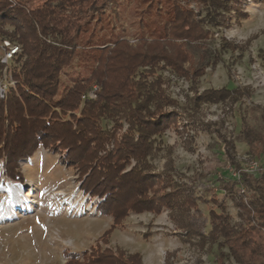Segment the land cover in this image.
<instances>
[{"label": "trees", "instance_id": "1", "mask_svg": "<svg viewBox=\"0 0 264 264\" xmlns=\"http://www.w3.org/2000/svg\"><path fill=\"white\" fill-rule=\"evenodd\" d=\"M149 1L143 11L147 20L141 22L140 38L132 45L116 38L109 24L101 28L106 27L105 32L94 27L103 21L105 5L114 0H46L37 10L17 0H0V44L10 41L21 48L11 62L15 88H9L6 100L0 99V172L24 184L19 165L40 147L64 154L63 162L85 176L83 193L103 199L96 208L113 219L106 235L131 213L160 214L165 207L187 241L195 239L201 248L216 247L221 256H231L239 264H264V170L254 175L242 169L235 140L217 132L229 164L240 173L239 180L223 182L224 199L234 201L238 224L227 213L226 200L199 196L177 180L174 148L169 149L162 173H155L152 163L162 151L160 138L179 116L165 112L177 106L164 88L165 71L192 84L188 102L194 115L204 106L219 104L232 110L252 96L242 87L200 91V78L207 68L216 70L223 53L243 51L236 44L223 41L219 51L206 54L198 65L186 49L205 39L204 22L191 4L200 11L220 12L241 0ZM158 2L165 4L164 11L155 5ZM76 67L89 69L90 74L78 73L62 95V77ZM3 69L0 62V80ZM93 85L99 88L96 100L82 101ZM261 118L264 121V110ZM237 138L247 145L249 159L264 155V137L245 119ZM200 203L209 207L207 215ZM100 247L91 254L68 253L66 264H143L138 254Z\"/></svg>", "mask_w": 264, "mask_h": 264}, {"label": "rangeland", "instance_id": "2", "mask_svg": "<svg viewBox=\"0 0 264 264\" xmlns=\"http://www.w3.org/2000/svg\"><path fill=\"white\" fill-rule=\"evenodd\" d=\"M17 1L33 10L42 8L46 2ZM149 4V0H114L112 5L108 2L101 14L103 21L94 27L105 32L106 27L104 31L101 28L109 24L116 38L135 45L143 30L141 22L145 23L148 16L143 11ZM157 4L165 10V4ZM190 9L201 16L205 30L204 40L186 46L193 63L198 65L206 54L219 51L223 41L233 42L243 50L227 51L215 71L207 68L199 80L200 91L242 87L249 88L252 96L232 110L228 105L219 104L204 106L194 115L188 102V98L193 97L192 84L184 77L165 71L163 75L168 83L164 88L177 102L176 107L165 112L179 116L160 138L162 151L152 161L154 172L164 171L170 148H174L172 159L179 176L177 180L188 184L199 196L226 200L227 213L233 223L238 224V210L234 201L224 199L223 187V182L235 179L234 174L238 172L229 164L224 142L217 132L228 140H235L237 161L245 172L258 175L264 170V155L249 159L247 145L237 138L243 119L264 137L261 118L264 110V2L241 0L230 10L220 12L200 11L194 4ZM144 32L149 36L146 29ZM189 66L186 64V68ZM8 68L11 69V63ZM78 73L89 76L90 70L84 67L68 70L62 77V95L65 88L72 86ZM6 82L9 83V79ZM94 87L98 93V86L93 85L92 90ZM63 157L64 154L40 147L32 158L19 165L24 184L7 179L1 170L0 264H66L68 253L86 251L91 254L98 244L102 250L109 249L113 253L138 254L143 264H239L231 256H221L216 247L201 248L195 239L187 241L186 233L176 227L165 207L160 214L131 213L122 225L106 235L113 219L103 216L96 208L103 199H90L83 193L81 184L85 176L81 178L76 168L67 166ZM240 189L244 193V188ZM199 208L207 215L209 207L200 203Z\"/></svg>", "mask_w": 264, "mask_h": 264}, {"label": "built area", "instance_id": "3", "mask_svg": "<svg viewBox=\"0 0 264 264\" xmlns=\"http://www.w3.org/2000/svg\"><path fill=\"white\" fill-rule=\"evenodd\" d=\"M0 50L2 51L0 62L4 66L3 76L2 79L0 80V99L5 100L9 88L10 87L15 88L16 85L11 77L10 69L8 68V66L14 60V58L21 53V48L18 45L12 44L10 41H4L2 44H0ZM8 79H9V83L6 82L8 81ZM96 93H97V87H94V89L91 92H89L87 95L82 96V99L94 100L96 99L97 96ZM234 176L236 177V179L238 180L240 179V173H235ZM242 192H244V190H242Z\"/></svg>", "mask_w": 264, "mask_h": 264}]
</instances>
